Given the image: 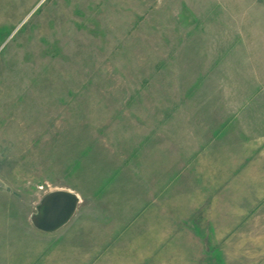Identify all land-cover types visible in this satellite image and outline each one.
<instances>
[{"label":"rangeland","instance_id":"374dc122","mask_svg":"<svg viewBox=\"0 0 264 264\" xmlns=\"http://www.w3.org/2000/svg\"><path fill=\"white\" fill-rule=\"evenodd\" d=\"M0 264H264V0H0Z\"/></svg>","mask_w":264,"mask_h":264},{"label":"water","instance_id":"95a60500","mask_svg":"<svg viewBox=\"0 0 264 264\" xmlns=\"http://www.w3.org/2000/svg\"><path fill=\"white\" fill-rule=\"evenodd\" d=\"M81 202L80 195L72 190L50 191L36 206V212L30 218L32 225L44 234H55L73 220Z\"/></svg>","mask_w":264,"mask_h":264}]
</instances>
